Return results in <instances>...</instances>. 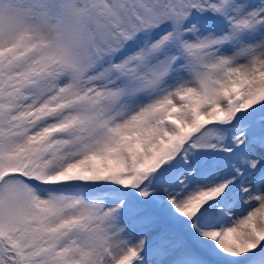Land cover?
Returning <instances> with one entry per match:
<instances>
[{"label":"snow or ice","instance_id":"6c2138e0","mask_svg":"<svg viewBox=\"0 0 264 264\" xmlns=\"http://www.w3.org/2000/svg\"><path fill=\"white\" fill-rule=\"evenodd\" d=\"M0 264H264V0H0Z\"/></svg>","mask_w":264,"mask_h":264}]
</instances>
